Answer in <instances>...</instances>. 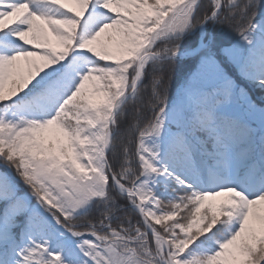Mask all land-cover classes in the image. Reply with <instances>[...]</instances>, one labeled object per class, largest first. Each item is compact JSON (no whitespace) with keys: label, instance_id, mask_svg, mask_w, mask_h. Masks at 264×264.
<instances>
[{"label":"snow or ice","instance_id":"6c2138e0","mask_svg":"<svg viewBox=\"0 0 264 264\" xmlns=\"http://www.w3.org/2000/svg\"><path fill=\"white\" fill-rule=\"evenodd\" d=\"M0 264H264V0H0Z\"/></svg>","mask_w":264,"mask_h":264}]
</instances>
